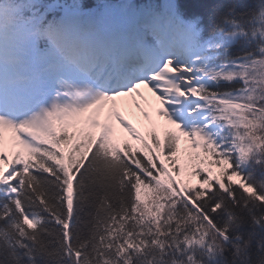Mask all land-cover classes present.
<instances>
[{
	"label": "snow or ice",
	"instance_id": "1",
	"mask_svg": "<svg viewBox=\"0 0 264 264\" xmlns=\"http://www.w3.org/2000/svg\"><path fill=\"white\" fill-rule=\"evenodd\" d=\"M0 264H264V0H0Z\"/></svg>",
	"mask_w": 264,
	"mask_h": 264
},
{
	"label": "bare ground",
	"instance_id": "2",
	"mask_svg": "<svg viewBox=\"0 0 264 264\" xmlns=\"http://www.w3.org/2000/svg\"><path fill=\"white\" fill-rule=\"evenodd\" d=\"M146 93V90H144ZM146 95L151 99L154 100V97H151L150 93H146ZM127 118L131 119L132 122L140 128L142 132H145L147 128V121H143L142 115L136 111L135 109H127L126 110Z\"/></svg>",
	"mask_w": 264,
	"mask_h": 264
},
{
	"label": "trees",
	"instance_id": "3",
	"mask_svg": "<svg viewBox=\"0 0 264 264\" xmlns=\"http://www.w3.org/2000/svg\"><path fill=\"white\" fill-rule=\"evenodd\" d=\"M112 1H115V0H112ZM88 2H89V4H92V5H94V4H95V2H96V0H88Z\"/></svg>",
	"mask_w": 264,
	"mask_h": 264
},
{
	"label": "rangeland",
	"instance_id": "4",
	"mask_svg": "<svg viewBox=\"0 0 264 264\" xmlns=\"http://www.w3.org/2000/svg\"><path fill=\"white\" fill-rule=\"evenodd\" d=\"M181 146H182V148L184 147V144H183V142H182V145H181Z\"/></svg>",
	"mask_w": 264,
	"mask_h": 264
}]
</instances>
